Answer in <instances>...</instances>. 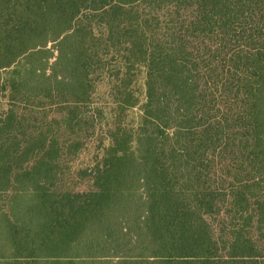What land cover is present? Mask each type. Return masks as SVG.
I'll use <instances>...</instances> for the list:
<instances>
[{
    "label": "trees",
    "instance_id": "1",
    "mask_svg": "<svg viewBox=\"0 0 264 264\" xmlns=\"http://www.w3.org/2000/svg\"><path fill=\"white\" fill-rule=\"evenodd\" d=\"M1 100L0 264H264V0H0Z\"/></svg>",
    "mask_w": 264,
    "mask_h": 264
},
{
    "label": "rangeland",
    "instance_id": "2",
    "mask_svg": "<svg viewBox=\"0 0 264 264\" xmlns=\"http://www.w3.org/2000/svg\"><path fill=\"white\" fill-rule=\"evenodd\" d=\"M50 51H52V56L50 55L48 58V64L53 63L57 54L56 47ZM106 82L103 75L97 79L92 96L80 109L83 113L82 116L87 120L79 131V134L83 136L81 147L74 154L63 155L57 161L58 166L63 169L64 181L74 188L84 189L87 187L92 179L90 168L99 161L102 148L107 145L106 121L114 103L109 98ZM4 104V101L1 100L0 105ZM66 107L59 102L53 104L52 107L46 109L48 119L60 118ZM123 114L132 121L139 114V108L126 109Z\"/></svg>",
    "mask_w": 264,
    "mask_h": 264
}]
</instances>
